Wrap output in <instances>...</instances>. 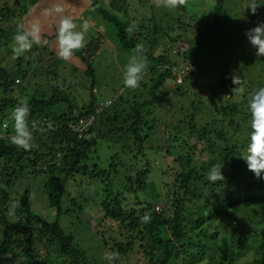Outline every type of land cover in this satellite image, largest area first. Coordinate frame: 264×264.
<instances>
[{
	"label": "trees",
	"instance_id": "trees-1",
	"mask_svg": "<svg viewBox=\"0 0 264 264\" xmlns=\"http://www.w3.org/2000/svg\"><path fill=\"white\" fill-rule=\"evenodd\" d=\"M89 2L96 13L114 26L121 47L131 50L134 55L133 49L140 44L145 22L144 26L137 24L135 27L132 25L134 19L128 16L126 9H122L125 16L122 20L108 14L96 0ZM225 2L213 0L211 19L205 22L195 15H191L186 24L181 18L176 20L178 34L169 38L170 41L182 47L197 44L193 57L187 48L178 54V58L197 65L200 64L197 56L221 55L225 51L223 48L230 42L229 34L235 26ZM3 5L0 6V54L9 55L13 54L14 23L11 17L15 13ZM19 12L22 15L25 10ZM152 32L158 34L157 25ZM185 33L191 39H184ZM100 40L97 36L85 50L74 53L84 63L89 85L90 99L81 106L62 90L63 84L50 85L48 95L39 92L40 97H36L29 93L31 85L34 88L41 85L33 83L35 75L29 67L33 60L24 62L23 55L16 57V70L9 73L1 64L5 56L0 57V219L8 217L13 221V225H7L0 234V261H6L15 252L13 254L27 258L26 264H89L85 251L74 236L65 233L59 218L74 210V213L85 211L88 207L84 198L80 202L72 198L69 203L76 207L63 209L68 178L82 173L99 179L105 173L100 170L97 159H91L89 136L93 134L116 150L109 166L116 171V176L123 173L122 191L128 193H113L106 187V195L97 201L102 212L97 218L98 224L104 220L115 222L124 232L121 236L127 235L126 244H114L117 253L125 254L137 244L142 256L140 264H264V179L256 178L241 158L247 154L253 130L248 105L252 89L244 88L240 93L233 89L235 85L230 76H221L213 85H204L211 102L209 122L202 123L197 118L194 98H190L188 107H180L174 112L179 115L174 124L170 122L174 126L168 124L165 127L169 136L162 144L150 145L156 152H163L164 160L171 159L167 166L158 169L156 180L146 146L144 149L156 128L153 109L162 94L175 93L180 99L185 97L188 93L183 89L186 78L182 85L167 88L176 66L169 51L155 55L151 53L153 47L149 52L143 51L151 64L149 83L140 82L146 90V98L141 100L143 96L139 95L128 100L115 95L84 137L78 138L69 126L105 102L95 94L93 57L100 48ZM236 76L243 86L245 77ZM30 91L37 94L36 89ZM24 95L29 101L27 120L33 135V146L27 151L10 140L15 135L11 112ZM222 162L225 180L210 182L207 178L209 170ZM29 172L49 175L43 193L50 207L55 209L52 222L31 210L28 190L19 198L11 196L19 179ZM150 180H156L162 186L164 198L158 188L156 197L152 196L148 187ZM161 199L165 208L154 210L153 204ZM16 201L20 206L13 209L12 204Z\"/></svg>",
	"mask_w": 264,
	"mask_h": 264
},
{
	"label": "rangeland",
	"instance_id": "rangeland-1",
	"mask_svg": "<svg viewBox=\"0 0 264 264\" xmlns=\"http://www.w3.org/2000/svg\"><path fill=\"white\" fill-rule=\"evenodd\" d=\"M31 1L0 0V6L4 4L3 7L6 6L9 10H14L15 15L11 17L14 23L12 25L14 28L13 35L17 33L18 25L21 22L26 27L31 23H39L40 26L43 25L41 33H46L47 35V37H41L40 45L46 44L51 39L54 48H56L53 51L46 49L45 46L33 45L31 57H29V51L23 54L22 60L24 62L30 61V59L33 60L29 65L35 75L33 83L41 84L36 88H34V85H31L28 90L29 93H32L36 97H40L39 92L48 95L49 93L47 92L50 85L59 86L63 84L62 90L69 93L71 100L78 106L86 104L89 101V85L84 73V64L82 70L80 67L71 65L70 61L73 60L72 57L64 60L58 56V45L56 42L57 25L53 20L59 15H67L66 12L68 11L66 8H73L77 13L75 15L72 14V17L78 26L83 20H88L90 23L89 30L85 34V47L76 52H82L97 36L101 37L100 48L93 57V68L96 77L95 94L97 98L101 101H106L119 91L124 99L129 100L132 96H137L138 98L139 95L143 96L141 100L146 98V90L142 86L136 89H128L124 86V69L133 53L131 50H124L121 47L116 37L114 26L106 22L92 9L89 0H34L33 4H31ZM96 1L108 14L116 15L122 20H125L122 9H126L128 16L134 19L132 25L135 27L138 26L137 24L144 26L143 23L145 22V31L139 43L143 45L144 52H149L151 47H153L151 53L154 55L164 50H168L170 53L169 47H178V45L169 39L174 38L178 34V26L175 25L178 18H181L184 24H186L189 21V17L195 15L198 19L205 22L211 19L213 5V0H188L187 5L184 7L169 9L162 6L157 7L155 0ZM259 2H264V0H259ZM248 3L249 0H226L225 7L229 9L230 15L235 21V26L231 28L229 34L231 37L230 42H227L223 48L225 51L223 50L224 52L221 55L220 53H216L214 56H211V54L208 57H198L196 54L197 57H195L198 58L197 61L200 64L191 65L187 62L188 70L185 71L184 75L186 84L183 89L188 91V93L185 97L180 99L179 95L175 93H170L167 96L162 94V96H159V99L157 97L158 101L153 109V112H155L156 128L151 138L144 145V149L146 146L147 158L154 165L152 173L154 174L153 177H157L156 180L159 178L157 176L158 169L167 166L171 159L166 158L164 160L163 152H156L150 145L162 144L166 137L169 136V133H165V127L168 124L172 125L170 122L173 123L174 120L178 119L179 115L174 112H177L180 107H188L190 98H194L198 107L197 118L202 123L209 122L210 114L208 111L211 108V102L207 99L209 91L204 85H213L221 76L228 78L230 76L232 79L233 75L237 74L245 77V83L242 87L252 89V93L264 87V56L255 55L256 50L250 45L245 35L248 29L255 27L258 23L264 22V5L257 9L255 15H252L245 9ZM124 5L126 6L125 8ZM57 7L63 11L57 13L55 10ZM20 9L25 10L22 15L19 14ZM36 11H40V14L34 15L33 13ZM241 16H243V19L240 18ZM49 21L50 23H48ZM46 22L48 24L45 26L44 23ZM241 24L243 26H240ZM154 25H157L159 28V32L156 35L152 32ZM174 27L176 28L173 29ZM168 28L170 29L167 33L166 30ZM183 38L191 39V36L185 33L183 34ZM183 48L184 51L189 49L191 57H193L194 53H196L197 44L194 42L191 47L185 44ZM170 55L174 60L173 62H176L174 69L177 72L180 60L178 56L171 53ZM2 56H5V60L1 64L8 69L9 73L14 72L16 70V57L14 54L8 55L3 52L0 54V57ZM147 64L149 68L151 64H149L148 60ZM148 68L142 80L143 84L149 83L151 78ZM235 69H237V72H235ZM169 82L172 81H168L166 87L173 88V82ZM31 89H36L35 93L37 94L31 92ZM129 90L131 91L129 92ZM3 123L6 124V121L3 120ZM92 135L89 136L92 150L91 159H97L98 162L96 163L100 170H103L105 173L99 179H92L89 175L81 173L65 181L66 193L62 199L63 209L66 210L68 206L71 208L73 206L74 208L76 207L69 203V200L72 198H77V202H80L84 198L87 201L88 207H85V211L82 212L76 211L74 213V210L73 212H69V214H63L59 218V223L65 233L74 236L76 243L85 251L89 264H140L142 256L137 244H135L134 249L125 254L118 253L117 258L111 261L105 258L106 254L117 253V249L114 246L115 243H127L125 238L127 235L121 236L124 232L115 222L104 220L98 224L97 218L101 217L102 212L97 201L106 195V192H104L106 187L113 193L118 192L121 195H127L128 193L122 191V187L124 186V183H122L123 173L120 172V176H116V171H112L109 166L110 158L115 154L116 150L114 147L108 146L105 140L97 139ZM92 160L90 163L93 162ZM106 174H108L107 177ZM48 176L47 173L32 175L29 172L19 179L15 188L11 190V196L19 198L25 190H28L31 199V210L45 220L52 222L55 219V209L50 207L48 198L43 193V185ZM156 180H150L148 184L150 192L152 196L156 197V188H158L161 190V198H164L165 191H163L162 186ZM130 195L133 196L134 194ZM161 201L153 204L154 210L160 211L162 208H165V202ZM11 224L13 225V221L8 217L0 219V234L7 225ZM13 253L6 258V261H0V264L27 263V258Z\"/></svg>",
	"mask_w": 264,
	"mask_h": 264
},
{
	"label": "clouds",
	"instance_id": "clouds-1",
	"mask_svg": "<svg viewBox=\"0 0 264 264\" xmlns=\"http://www.w3.org/2000/svg\"><path fill=\"white\" fill-rule=\"evenodd\" d=\"M187 3L188 0H155L157 7L162 6L169 9L184 7ZM262 5H264V2H259V0H249L245 9H247L250 14L255 15L257 9ZM55 10L57 13L63 11L59 7ZM240 18L243 19V16ZM56 24L58 56L61 59L68 60L76 51L85 47V34L89 30L90 23L88 20H83L78 26L72 16L59 15L56 19ZM40 33L41 26L39 23H31L26 27V25L21 22L18 25L17 33L13 37L14 44L12 52L14 56L19 57L30 51L33 45H39L41 43ZM245 35L250 45L255 48V55L264 56V22L258 23L255 27L248 29ZM143 51V45L137 44L133 49L135 54L130 57L129 62L125 66L123 84L126 88L136 89L144 79L148 64L146 57L142 54ZM232 83L235 85L233 89L243 93L244 88L240 86L241 81L238 76L233 75ZM28 105V98L23 97L11 112L15 132V135L10 138L11 143L25 151L30 150L33 146V135L29 130V123L27 120L30 112ZM248 105L252 115L251 127L253 130L251 132L247 154L241 158L245 161L247 169L252 172L256 178L264 179V176L261 175L264 173V87H261L250 94ZM32 127L35 128V123L32 124ZM223 167V162L219 165H213L209 170L207 177L208 180L212 183L224 181L225 177L222 173ZM19 206L18 201L12 204L13 209L18 208ZM10 214L12 213L10 212ZM117 256L118 253H110L106 254L105 258L111 261L117 258Z\"/></svg>",
	"mask_w": 264,
	"mask_h": 264
},
{
	"label": "built area",
	"instance_id": "built-area-1",
	"mask_svg": "<svg viewBox=\"0 0 264 264\" xmlns=\"http://www.w3.org/2000/svg\"><path fill=\"white\" fill-rule=\"evenodd\" d=\"M183 51H184V48L179 45L178 47L170 48V53L176 56H178V54L181 55ZM178 59L180 60V64L178 62V71L175 72V69L174 68L172 69L174 86L183 84L185 71L188 70L187 62L181 60V57ZM114 98H116V96H114L113 98L107 99L103 104H100L99 106H97V108H95L93 113L86 115V116L79 117L75 123L69 126L70 129L74 133L77 134L78 138H83L84 135L89 131V129L94 124L97 118V115L102 111L103 108L110 105Z\"/></svg>",
	"mask_w": 264,
	"mask_h": 264
},
{
	"label": "crops",
	"instance_id": "crops-1",
	"mask_svg": "<svg viewBox=\"0 0 264 264\" xmlns=\"http://www.w3.org/2000/svg\"><path fill=\"white\" fill-rule=\"evenodd\" d=\"M67 9V11L68 12H66V14L67 15H69V16H72V14H76L77 12L75 11V10H73V8H66ZM37 13H39L40 14V11H36V12H34L33 14L34 15H37ZM58 18V17H57ZM57 18H55V20H53L54 21V23L56 24V19ZM78 18H80V17H78ZM48 23H50V21L48 22ZM47 22L46 23H44V25L46 26L47 24H48ZM43 24V23H42ZM57 25V24H56ZM44 26V27H45ZM41 27H43V25L41 26ZM54 32V31H53ZM52 32V33H53ZM40 36L42 37H47V35H46V33H40ZM52 40L50 39L48 42H46V44L45 43H43V46H45V48L46 49H51V50H55L56 48H54V45H53V43L51 42ZM72 58H73V60L72 61H70L71 62V65H73V66H77V67H80L81 69H82V66H83V62L81 61V59L80 58H77L76 56H74V55H72ZM85 67V66H84ZM75 68V67H74ZM83 70V69H82ZM84 70H85V68H84ZM84 73H85V71H84ZM172 81V80H171ZM169 83H172V82H169ZM117 96V95H119V96H121L122 94H120V91L119 92H117L116 94L114 93V95L113 96Z\"/></svg>",
	"mask_w": 264,
	"mask_h": 264
}]
</instances>
